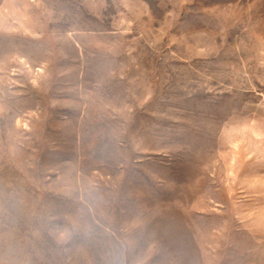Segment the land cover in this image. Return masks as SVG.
<instances>
[{"label": "rangeland", "instance_id": "1", "mask_svg": "<svg viewBox=\"0 0 264 264\" xmlns=\"http://www.w3.org/2000/svg\"><path fill=\"white\" fill-rule=\"evenodd\" d=\"M0 264H264V0H0Z\"/></svg>", "mask_w": 264, "mask_h": 264}]
</instances>
